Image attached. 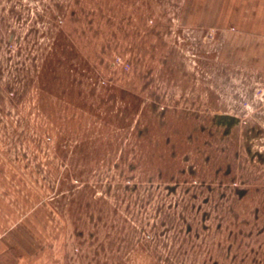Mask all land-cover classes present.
<instances>
[{
    "label": "rangeland",
    "instance_id": "1",
    "mask_svg": "<svg viewBox=\"0 0 264 264\" xmlns=\"http://www.w3.org/2000/svg\"><path fill=\"white\" fill-rule=\"evenodd\" d=\"M200 2L0 0L7 264H264V76Z\"/></svg>",
    "mask_w": 264,
    "mask_h": 264
},
{
    "label": "crops",
    "instance_id": "2",
    "mask_svg": "<svg viewBox=\"0 0 264 264\" xmlns=\"http://www.w3.org/2000/svg\"><path fill=\"white\" fill-rule=\"evenodd\" d=\"M200 3L201 14L197 26L221 28L218 43H231L232 52L238 49L241 53L240 59L255 60V74L264 76V63H256V60H264V0H201ZM3 212L6 213L4 209ZM2 215L0 207V264H7L11 250L20 252L17 259L22 255L25 257L27 251L16 247L10 236L9 224H1ZM4 220H10L9 213Z\"/></svg>",
    "mask_w": 264,
    "mask_h": 264
}]
</instances>
